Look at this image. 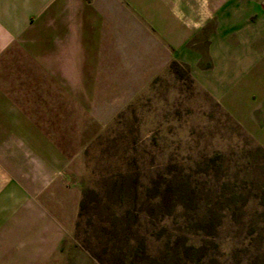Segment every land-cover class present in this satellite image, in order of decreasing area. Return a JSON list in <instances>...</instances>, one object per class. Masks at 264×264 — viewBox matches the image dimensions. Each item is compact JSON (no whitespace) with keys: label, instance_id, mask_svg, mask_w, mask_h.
<instances>
[{"label":"rangeland","instance_id":"rangeland-1","mask_svg":"<svg viewBox=\"0 0 264 264\" xmlns=\"http://www.w3.org/2000/svg\"><path fill=\"white\" fill-rule=\"evenodd\" d=\"M205 1L189 0L194 14ZM208 1L264 38V0ZM152 3L141 0L139 26L109 28L93 98L62 99L58 156L13 174L31 203L9 225L79 232L113 264H264V108L224 109L197 83L220 13L181 47L158 0L149 20Z\"/></svg>","mask_w":264,"mask_h":264},{"label":"crops","instance_id":"crops-1","mask_svg":"<svg viewBox=\"0 0 264 264\" xmlns=\"http://www.w3.org/2000/svg\"><path fill=\"white\" fill-rule=\"evenodd\" d=\"M158 1L180 31L181 47L220 13L209 52L197 54V83L217 94L224 109L240 100L247 110L263 109L264 38L258 30L247 36L245 16L233 21L226 1L219 8L208 0L198 5L203 16L189 0ZM156 2L148 5L155 27ZM141 12V0H0V264H98L77 245L75 232H14L9 222L28 221L29 207L17 212L30 198L13 174L37 171L40 157L58 156L51 142L60 132L62 99L83 107L93 98L109 28L124 30L130 20L139 26Z\"/></svg>","mask_w":264,"mask_h":264},{"label":"trees","instance_id":"trees-1","mask_svg":"<svg viewBox=\"0 0 264 264\" xmlns=\"http://www.w3.org/2000/svg\"><path fill=\"white\" fill-rule=\"evenodd\" d=\"M80 237L81 235L79 234V232H75V241L77 245L81 247L84 251H86L96 263L113 264L112 259L106 256L107 253L108 255L111 254L110 252H108V249L106 247H105V250L103 249V251L101 252L102 254H99L97 252V248H95L94 246H92L91 244H89L87 241L83 240ZM106 238H109V237H106ZM109 241H111V238L105 240L103 237V241L100 243L102 244V246H105L107 245Z\"/></svg>","mask_w":264,"mask_h":264}]
</instances>
